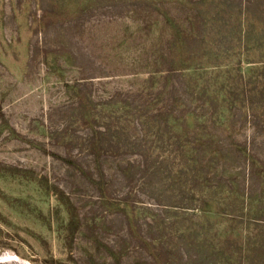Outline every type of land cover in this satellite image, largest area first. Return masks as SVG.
<instances>
[{"label": "rangeland", "instance_id": "rangeland-1", "mask_svg": "<svg viewBox=\"0 0 264 264\" xmlns=\"http://www.w3.org/2000/svg\"><path fill=\"white\" fill-rule=\"evenodd\" d=\"M0 264H264V0H0Z\"/></svg>", "mask_w": 264, "mask_h": 264}]
</instances>
